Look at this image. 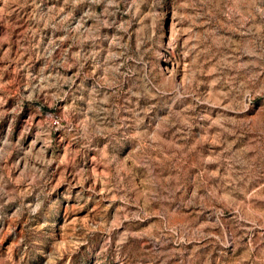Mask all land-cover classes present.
Segmentation results:
<instances>
[{"label": "rangeland", "instance_id": "374dc122", "mask_svg": "<svg viewBox=\"0 0 264 264\" xmlns=\"http://www.w3.org/2000/svg\"><path fill=\"white\" fill-rule=\"evenodd\" d=\"M0 264H264V0H0Z\"/></svg>", "mask_w": 264, "mask_h": 264}, {"label": "bare ground", "instance_id": "6f19581e", "mask_svg": "<svg viewBox=\"0 0 264 264\" xmlns=\"http://www.w3.org/2000/svg\"><path fill=\"white\" fill-rule=\"evenodd\" d=\"M171 30L174 32L175 31V26L174 24L171 26Z\"/></svg>", "mask_w": 264, "mask_h": 264}]
</instances>
